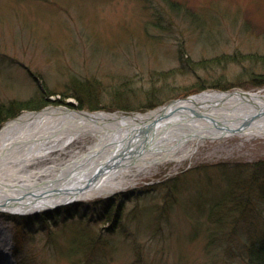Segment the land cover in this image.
Masks as SVG:
<instances>
[{"label":"rangeland","instance_id":"374dc122","mask_svg":"<svg viewBox=\"0 0 264 264\" xmlns=\"http://www.w3.org/2000/svg\"><path fill=\"white\" fill-rule=\"evenodd\" d=\"M167 2L196 13L201 27L169 18ZM263 57L264 0H0V103L44 91L49 106L127 114L117 107L144 108L146 91L165 83L167 100L257 92L264 87H254L251 73L264 72ZM74 79L89 85L97 110L64 98ZM235 135L181 146L173 160L134 168L92 200L0 212V251L9 246L12 264H256L250 223L231 226L226 217L227 234L236 227L229 242L206 214L222 198L220 167L264 160V135ZM87 139L86 148L94 143ZM260 207L256 221L264 220Z\"/></svg>","mask_w":264,"mask_h":264},{"label":"bare ground","instance_id":"6f19581e","mask_svg":"<svg viewBox=\"0 0 264 264\" xmlns=\"http://www.w3.org/2000/svg\"><path fill=\"white\" fill-rule=\"evenodd\" d=\"M237 129L245 137L264 135V90H208L138 114L64 106L25 112L0 130V212L92 200L117 190L134 168L173 160L181 146L236 136ZM87 137L94 141L88 148ZM8 249L0 251L4 264H12Z\"/></svg>","mask_w":264,"mask_h":264},{"label":"trees","instance_id":"16d2710c","mask_svg":"<svg viewBox=\"0 0 264 264\" xmlns=\"http://www.w3.org/2000/svg\"><path fill=\"white\" fill-rule=\"evenodd\" d=\"M168 5L169 9L167 10V13L169 18L172 15L175 17L182 16V19L188 20L192 25L197 26L198 28L199 26L201 27V24H203L200 17L196 13L191 12V10L185 6H182L177 2L172 4L168 3ZM259 61H262L264 64V57L259 59ZM201 65H208V62H203ZM251 74H253L252 79L255 81L253 84L254 87H256V89L264 87V72L260 74ZM71 83L73 93L65 96L64 98L72 96L79 102L80 108L86 107L90 110H97V108L92 105V102L96 100L94 99V94L90 93L91 90H89V85H86L84 82L80 83L77 79L72 80ZM214 88L219 87L215 86ZM38 95L39 96L36 95L33 99L26 101L11 100L1 102L0 128L6 121L19 116L25 111L41 110L47 105L52 104L49 100L51 97L50 94L40 91ZM219 170L224 173L222 178L224 179L223 186L225 187L223 189V194L218 195H221L222 198L215 203V205H212L206 214L211 222L217 223L216 231L219 230L223 233L229 242H232V236H236V227H232V229L229 230L230 233L228 235L226 226H222V221L226 217L230 219L228 223L231 226H236V222L240 218H243L244 223H250L249 226L251 229L248 231L246 236V245L249 246L251 250V257L254 258V262L256 264H264V220H255L257 217H261L263 213V208H261L260 205H264V160L254 163L236 164L233 165V167L225 164L220 167ZM153 188H157V186ZM215 208H220L218 216L214 214L215 210H217ZM230 213L232 214L231 218L228 215ZM231 219H234L235 223ZM92 234L94 233L91 232L90 235ZM210 234L213 238L215 230H211ZM222 239L223 238L218 240L221 241Z\"/></svg>","mask_w":264,"mask_h":264},{"label":"flooded vegetation","instance_id":"af4514ba","mask_svg":"<svg viewBox=\"0 0 264 264\" xmlns=\"http://www.w3.org/2000/svg\"><path fill=\"white\" fill-rule=\"evenodd\" d=\"M132 84H125L124 86L129 87ZM165 90H169V88L167 87V84L165 83V85H158L156 87H151L146 91V99L145 100V106L149 107V106H155V105H160L163 104L164 102L166 103V101L168 102V100H171L172 97H169V99H165L163 97V95H165ZM144 94V93H142ZM170 94H167L166 96H169ZM164 99V100H163ZM163 100V101H162Z\"/></svg>","mask_w":264,"mask_h":264},{"label":"water","instance_id":"95a60500","mask_svg":"<svg viewBox=\"0 0 264 264\" xmlns=\"http://www.w3.org/2000/svg\"><path fill=\"white\" fill-rule=\"evenodd\" d=\"M241 129H242V128H241ZM240 131H241L240 129L234 130V133H233V134H240V133H239Z\"/></svg>","mask_w":264,"mask_h":264}]
</instances>
